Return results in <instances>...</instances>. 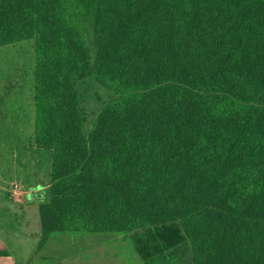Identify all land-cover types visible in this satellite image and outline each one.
Wrapping results in <instances>:
<instances>
[{"label": "trees", "instance_id": "1", "mask_svg": "<svg viewBox=\"0 0 264 264\" xmlns=\"http://www.w3.org/2000/svg\"><path fill=\"white\" fill-rule=\"evenodd\" d=\"M29 40L38 250L132 233L150 264L181 232L193 264H264V0H0V48ZM89 78L114 93L93 121Z\"/></svg>", "mask_w": 264, "mask_h": 264}, {"label": "rangeland", "instance_id": "2", "mask_svg": "<svg viewBox=\"0 0 264 264\" xmlns=\"http://www.w3.org/2000/svg\"><path fill=\"white\" fill-rule=\"evenodd\" d=\"M82 30L87 44L95 51L94 32L89 20L83 21ZM35 67V40L0 48V167L3 171L9 169L6 170L7 178L19 175L11 180L19 184L17 193L10 196L16 203L11 204L13 202L6 196L10 203L0 208V243L3 244L0 250L11 252L17 264H146L132 233L68 232L51 239L38 250L43 234L38 205L48 195L52 152L37 151L33 146ZM79 90L85 96L84 108L90 121L98 117L114 96L112 91L92 78L82 82ZM30 168L31 172L37 170L32 180L40 179L43 189L39 188L41 191L36 193L37 204L25 205L24 192L28 190V184L21 172ZM38 171L41 174L38 175ZM176 236L174 246L160 243L150 264H193L189 240L181 232Z\"/></svg>", "mask_w": 264, "mask_h": 264}, {"label": "crops", "instance_id": "3", "mask_svg": "<svg viewBox=\"0 0 264 264\" xmlns=\"http://www.w3.org/2000/svg\"><path fill=\"white\" fill-rule=\"evenodd\" d=\"M34 150H36V149H34ZM38 150L39 149H37V151ZM36 166H37L36 169L38 170V165H36ZM6 170L9 171L8 168H6L5 171H3L2 167H0V208L2 206H4L7 202H9L7 200V197L9 198V200H11V202H13L11 204L16 203L10 198V196L11 197L13 196L12 190H13L14 186L19 185L17 182L11 181L13 178H15V179L19 178V175L17 177L7 178ZM37 170L33 169V172H31V168H30V170L26 169V170L21 172V173H24V175H25L24 179L27 178L26 184H28V185H26V188L28 190L26 192H24L26 195L25 196V199H26L25 205L33 204L34 202H35V204H37L38 202L35 201L36 200V193L41 191V190H39V188L43 189V187L41 186V180L40 179H38L36 177L37 179L35 181L32 180V178L35 176V171H37ZM29 172H31V173H29ZM39 174H41V173L38 171V175ZM50 174H51V171L48 168V175H50ZM8 180H10V181H8ZM32 184L34 185V187L32 186ZM21 188H22V190H24L23 186H21ZM2 245L3 244L0 243V247ZM0 263L1 264H17L16 263V257L10 252L8 256L0 257Z\"/></svg>", "mask_w": 264, "mask_h": 264}, {"label": "built area", "instance_id": "4", "mask_svg": "<svg viewBox=\"0 0 264 264\" xmlns=\"http://www.w3.org/2000/svg\"><path fill=\"white\" fill-rule=\"evenodd\" d=\"M18 190H19V186L15 185L13 190H12V194L13 195L16 194Z\"/></svg>", "mask_w": 264, "mask_h": 264}]
</instances>
